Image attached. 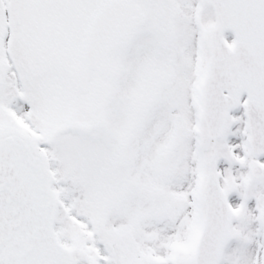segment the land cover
Returning a JSON list of instances; mask_svg holds the SVG:
<instances>
[{"label":"snow or ice","instance_id":"6c2138e0","mask_svg":"<svg viewBox=\"0 0 264 264\" xmlns=\"http://www.w3.org/2000/svg\"><path fill=\"white\" fill-rule=\"evenodd\" d=\"M0 264H264V0H0Z\"/></svg>","mask_w":264,"mask_h":264}]
</instances>
